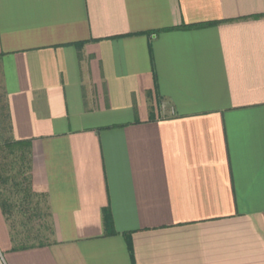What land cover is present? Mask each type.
Here are the masks:
<instances>
[{"label":"crops","instance_id":"1","mask_svg":"<svg viewBox=\"0 0 264 264\" xmlns=\"http://www.w3.org/2000/svg\"><path fill=\"white\" fill-rule=\"evenodd\" d=\"M0 82L50 227L0 264H264V0H0Z\"/></svg>","mask_w":264,"mask_h":264},{"label":"trees","instance_id":"2","mask_svg":"<svg viewBox=\"0 0 264 264\" xmlns=\"http://www.w3.org/2000/svg\"><path fill=\"white\" fill-rule=\"evenodd\" d=\"M8 104L0 82V208L8 223L12 251L43 247L47 244L50 227L44 215L33 210L34 192L31 181V153L28 142L15 141L11 135ZM39 218L31 224L29 215ZM21 215L23 231L15 230L16 218ZM109 220V214L104 213ZM12 223V224H11ZM35 226V227H34ZM27 229V230H24Z\"/></svg>","mask_w":264,"mask_h":264},{"label":"rangeland","instance_id":"3","mask_svg":"<svg viewBox=\"0 0 264 264\" xmlns=\"http://www.w3.org/2000/svg\"><path fill=\"white\" fill-rule=\"evenodd\" d=\"M29 218H30V221L33 222L32 224L36 225L39 223V219L37 217H34V215L32 213H30L29 215ZM16 220V223H15V230L16 232L17 231H23V228L22 227H19L20 226V222L24 219V217H22L21 215L18 216V218L15 217ZM35 227V226H34ZM24 230H27V229H24ZM48 238L50 239V237L48 236Z\"/></svg>","mask_w":264,"mask_h":264}]
</instances>
